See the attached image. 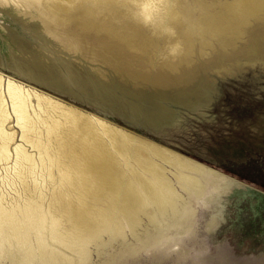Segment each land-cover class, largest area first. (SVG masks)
Instances as JSON below:
<instances>
[{"label": "rangeland", "instance_id": "374dc122", "mask_svg": "<svg viewBox=\"0 0 264 264\" xmlns=\"http://www.w3.org/2000/svg\"><path fill=\"white\" fill-rule=\"evenodd\" d=\"M109 2L131 16L102 9ZM169 2L0 0V72L127 134L84 115L47 112L32 98L35 118L61 123L55 138L73 180L57 168L56 178L46 177L39 148L27 141L31 161L16 168L15 154L0 160V203L26 201L21 179L7 180L8 172L26 173L33 185L44 173L40 214L46 215L26 233L7 230L0 264H46L38 233L59 264H114L117 258V264H134L133 256L137 264H264V3L236 28L192 37L182 22L172 26ZM235 2L209 0L206 9L224 14ZM185 3L200 11L196 0ZM184 5L174 4L176 11ZM69 7V18L52 13ZM9 126L22 142L15 117ZM156 165L177 190L178 207L158 217L143 209L135 219L127 216L129 222L124 218L122 231L104 229L106 221L121 218L116 212L129 199L124 196L152 182ZM52 214L65 242L54 238ZM81 233H92L85 252L74 238ZM152 237L162 255L157 261ZM26 252L35 254L31 262Z\"/></svg>", "mask_w": 264, "mask_h": 264}, {"label": "bare ground", "instance_id": "6f19581e", "mask_svg": "<svg viewBox=\"0 0 264 264\" xmlns=\"http://www.w3.org/2000/svg\"><path fill=\"white\" fill-rule=\"evenodd\" d=\"M208 1L196 0L197 4L200 7V11L194 13L190 8V6L187 3H185V0H171V2L169 3L172 4L168 8L167 14L174 19L172 20V26L174 27V29L176 28L177 23L182 22L181 25H183V27L184 28L186 27L187 29L185 30L186 34L193 37L194 34L198 33L199 31L214 32V31L227 30L230 28H236L238 23L240 24L241 21H244L246 19V17L248 18L250 16L252 10L254 9V6L257 7L259 3H264V0H236L235 3L230 5L231 8H228L226 12L222 14L220 12L206 9L207 5L211 4L208 3ZM178 2L181 3V5L184 4L185 5L183 9L176 11L174 4H177ZM104 8L105 9L108 8L111 12H113V14L117 13L120 15L124 14L125 16L126 15L131 16L130 14L131 12L128 8L123 7L122 5L117 4L115 2H109L102 9ZM70 9L71 7H69L68 9L64 8L63 10H58L59 13L57 14H55L54 12L52 13L56 18H57L56 15H61L62 18H66V17L69 18L71 15V13H69L71 12ZM90 9L91 8L89 7V10ZM97 13L99 14L98 10ZM33 97L37 99L38 106L40 108L46 109L47 112L48 110L51 109H55L58 111L60 110L64 112L67 116L73 118L75 116L84 115L87 116L90 120H93L96 124H98L105 130L121 134L122 136L127 135L124 129H122L119 126L110 124L109 121L107 122L105 119L97 117L91 113H86L75 106L68 105L58 100L56 97H54L49 93L40 91L35 87L28 86L25 82L11 78L8 75L0 72V160H8L9 162V159H13L11 157H13L15 154V159H14L15 167L21 164L22 162L32 160V155L27 151L26 145L24 144V141H27L33 144V146L39 148L40 161L42 165L41 171H44L45 169L46 177H51L52 179L56 178L55 174L57 172L55 173L54 168L55 169L57 168L60 171L62 178L67 180L69 183L72 182L73 180L72 168L67 166L63 162V153L58 147L57 138H55L61 132V123L55 118L47 119V117L46 118L42 117L41 120H38V117L35 118V116H33L34 114H32L30 110L31 109L30 107L35 106V104H33L32 101ZM37 109L38 108H34V113L36 116H39V112ZM13 117H15L16 125H18L21 129V138L23 139V141L21 140L22 142L16 141V132L18 129L14 130L12 129L13 128L12 126L8 127V123L12 120ZM44 122L46 123V125L42 124ZM160 152L163 153L165 152V150ZM168 159L170 160L169 157ZM180 162L184 163L182 160H180ZM37 165L35 169L40 166L38 165L37 167ZM156 166L158 167L153 171L154 172L153 177L150 178L152 182L148 183V185L146 186L138 185L139 188H137V190L127 194L129 195V197L124 196L125 198H129V199L124 201V203H122L121 207H119L118 211L116 212L118 216L121 215V218L116 217V219L113 220V222L112 220L106 221V224L104 225V229L108 228L111 230L112 233L122 231L125 225L124 218H126L127 219L126 221L129 222L130 219L128 220L127 216H131L132 219H135L136 214L139 211H143V209L151 211V214L154 216L157 215L159 216L160 214L162 215L164 211L169 208L176 209L178 207L177 190L173 186L171 180L165 176L164 172L162 171V168L159 165ZM101 169L103 168H100L99 170ZM30 171L32 173L35 172L33 168H30ZM13 173L15 174H13L11 177L8 175L9 174L8 172V174H6V179L12 182L16 181L17 176L18 178L21 179L19 182L22 184V188L20 189H22L23 192L26 193V201L23 200L25 203L19 204V207L15 206L16 204L8 205L4 202L0 203V254L3 252L4 246L6 244V243L3 244L4 242L3 240L5 238L6 240H9L10 233L8 234L7 230L11 229L14 232V234L21 230H23L24 233H26L27 228L43 225L46 218V215L40 214L42 212V205L44 200L43 196H41L43 193L42 192L43 188L40 185V182L44 180L45 174L42 173L44 176L43 179H39L38 177H35L34 181L31 180V182H34L33 185L30 184L29 179H26V173L23 174L19 170ZM59 178L60 177H58V179ZM180 178L184 179V178H188V176L181 174ZM35 194H38L39 196L36 197ZM63 200L67 201L66 199H64V197H62L61 201ZM130 201L133 202L129 203ZM18 208H22L21 212L24 215L23 216L24 218H20V216L18 215L17 213ZM59 209L60 208H58V210ZM51 219H52L51 226H52V232H54L53 233L54 238L58 241L65 242L66 239L64 238V236H62V234L59 233L58 230V226L60 224L58 216L52 214ZM91 234L92 233L89 234L81 233L74 237L77 243L80 245V251L85 252L86 250L85 244L91 238ZM42 236H40L38 233L40 247L42 248V251L40 252V259L46 264H59L60 260L57 258L56 255L46 254L45 249L47 243ZM25 239H27V237H25ZM22 242L25 241L22 240ZM34 255L35 254L31 255V253L27 254V252L25 254L26 258L27 259L29 258V262L32 261ZM83 258L84 257H82V259Z\"/></svg>", "mask_w": 264, "mask_h": 264}, {"label": "water", "instance_id": "95a60500", "mask_svg": "<svg viewBox=\"0 0 264 264\" xmlns=\"http://www.w3.org/2000/svg\"><path fill=\"white\" fill-rule=\"evenodd\" d=\"M148 245L152 246L151 248H154L155 245H157V244H156V237H152V238H150ZM155 248H157V247H155ZM158 248H159V247H158ZM158 248L152 252V253H153V254H152V258H153V260H155V261H157L158 259H160V258L162 257V255H161L160 252L158 251ZM133 258H135V259L133 260V263H134V264H137V263L139 262V260L136 259V258H137L136 256H133ZM133 258H132V259H133ZM118 259H119V258H117V260L115 261L114 264H117ZM118 263H119V262H118ZM226 264H228V263L226 262Z\"/></svg>", "mask_w": 264, "mask_h": 264}, {"label": "clouds", "instance_id": "9594fccd", "mask_svg": "<svg viewBox=\"0 0 264 264\" xmlns=\"http://www.w3.org/2000/svg\"><path fill=\"white\" fill-rule=\"evenodd\" d=\"M7 2L16 3V0H7Z\"/></svg>", "mask_w": 264, "mask_h": 264}]
</instances>
